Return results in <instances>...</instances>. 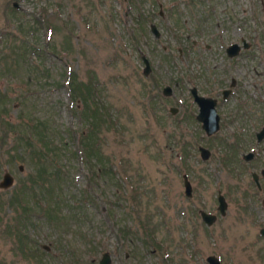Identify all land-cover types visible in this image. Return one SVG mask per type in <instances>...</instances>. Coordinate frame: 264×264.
Instances as JSON below:
<instances>
[{"label":"rangeland","instance_id":"1","mask_svg":"<svg viewBox=\"0 0 264 264\" xmlns=\"http://www.w3.org/2000/svg\"><path fill=\"white\" fill-rule=\"evenodd\" d=\"M240 39L249 46L228 58L225 47ZM26 40L41 56L40 64L29 54L38 73L14 60V52L26 58L24 46H14ZM67 70L97 84L105 111L98 152L110 172L89 182L79 156L69 153L57 178L65 175L58 181L67 202L46 213L15 210L6 199L29 168L10 161L14 135L0 123V179L4 171L13 178L0 189V264H97L102 252L111 264H207L209 255L220 264H264L256 234L264 191L253 195L249 177L264 157L240 158L264 124V0H0V93L8 100L2 117L15 124L19 100L23 118L48 122L60 133L55 143L75 152L82 121L74 107L81 102L69 98ZM230 79L238 86L228 111L216 137H206L188 88L216 97ZM164 86L170 96L161 95ZM235 135L245 138L236 151L228 147ZM181 140L193 145L183 158ZM198 146L209 150L207 159ZM217 192L226 203L222 216ZM200 210L215 222L206 226Z\"/></svg>","mask_w":264,"mask_h":264},{"label":"trees","instance_id":"2","mask_svg":"<svg viewBox=\"0 0 264 264\" xmlns=\"http://www.w3.org/2000/svg\"><path fill=\"white\" fill-rule=\"evenodd\" d=\"M173 24L178 26L179 19L177 17L174 18ZM29 28L32 27L30 26ZM14 46H24V50H26V58L24 51L21 54L14 52V60L18 61L19 58H22L24 66L38 73L39 65L34 59L39 61L40 64L42 60L37 48L28 44L27 40L25 43L18 41ZM29 54L34 59L30 58ZM63 79L71 101L79 99L81 102L80 108L74 107V111L77 112L82 121L81 129L76 136L75 152L74 150L69 152L70 148L68 146L55 143L57 142L55 137L60 136V133L56 128L50 126L48 122L35 117L23 118L24 115L19 109L22 108V103L19 100H16L18 103V121L15 124H11L4 120L2 115L7 113L8 107H6V103L8 100L5 94L0 93V123L2 125L7 124L3 126L5 131L14 135L10 146L12 153L8 152V157L10 161L15 159L16 161L25 162L29 168L25 178L6 199V202L13 206L15 210L21 209L23 211L26 209V211H30L31 209L32 211L39 210L42 213H46L50 209V211L58 209V202H67L61 185L65 175L62 178L61 176L59 177L61 180H58L61 183L57 178L59 173H62V161L65 160L64 157L69 153L79 156L82 165L85 166L86 179L89 182L93 180L95 175L102 176L110 172L111 166L107 164V161L104 162L100 159L98 152L101 149L99 138L104 130L105 111H101V104L98 103L99 91L97 84L94 83L92 77L86 82L78 80L75 73L71 70H67L63 74ZM108 119L110 122V117ZM2 140L3 138L0 136V142ZM182 142L180 155L183 158L186 156V151H190L193 145L189 142ZM1 158L2 155L0 154ZM83 191L85 192V190ZM30 202H34L33 205L35 206L30 207Z\"/></svg>","mask_w":264,"mask_h":264},{"label":"water","instance_id":"3","mask_svg":"<svg viewBox=\"0 0 264 264\" xmlns=\"http://www.w3.org/2000/svg\"><path fill=\"white\" fill-rule=\"evenodd\" d=\"M13 7L14 8L17 7L15 3H13ZM159 14L161 15L160 11ZM148 28L154 38H157L159 36V32L153 23H150L148 25ZM239 46L245 48L246 46H249V44L244 39H240V44L233 42L227 45L226 54L228 56L236 55L240 48ZM141 61L143 63L142 72L143 74H146L150 70L148 59L144 55H142ZM171 92L172 90L169 86H164L161 90L163 96H169ZM189 93L192 96L193 101L196 103L197 113L195 114V119L201 122V126H200L201 129L205 132L206 135H211L215 133L218 130V116L214 109L215 100L209 97L198 95L195 87L189 88ZM168 111L171 114H174L176 112V109L174 107H170ZM262 131H264V129ZM197 149L199 152V156L202 160H205L209 157L210 152L208 149H206L203 146H198ZM21 168L22 166L19 165L18 170H21ZM181 178H182L183 194L186 197H190L192 191L190 182L188 181L186 174H182ZM12 183H13L12 176L7 171H4L0 179V189L3 190L7 189L12 185ZM216 200H217L216 209L220 215H223L224 209L226 207V203L224 197L219 192L217 193ZM199 215L202 221H204V223H206L207 225L211 224L212 221L215 219V215L205 212L203 210L199 211ZM205 261L207 262V264H220L218 258H216L213 255L207 256L205 258ZM97 264H110L109 254L107 252H102L100 258L98 259Z\"/></svg>","mask_w":264,"mask_h":264},{"label":"flooded vegetation","instance_id":"4","mask_svg":"<svg viewBox=\"0 0 264 264\" xmlns=\"http://www.w3.org/2000/svg\"><path fill=\"white\" fill-rule=\"evenodd\" d=\"M226 47H225V53H226ZM239 47L242 48V49H244L242 46H239ZM247 47L248 46H246L245 48H247ZM240 48H239V50H240ZM226 56L228 58H230V59L232 57H234V55L233 56H228L227 54H226ZM236 86H238V82L236 80L230 79V81H229V83H228L227 86L221 87V88L218 89V92L215 93L216 97L211 96V95H208V94H203V93H200L199 94L197 88L195 87L198 95H201V96H204V97H209V98H212V99L215 100L214 109H215V112H216V114L218 116V130H219V127H220V123L222 122V118H221L222 111H223V114L228 111L227 110V107H226L227 106V102L229 101L230 98L233 97L234 90H235L234 88ZM191 87H194V86H191ZM191 87H189V88H191ZM189 88H188V93H189ZM171 94H172V92H171ZM161 95H162V93H161ZM189 96H190V98L192 100V103H194L195 106H196V103L193 101L192 96L190 95V93H189ZM217 105H218V108L220 109L219 111H216V106ZM196 109H197V106H196ZM194 119H195V114H194ZM230 121L232 122L231 124H233V122H234L233 118ZM197 122L199 123V126H201V122H199V121H197ZM263 129H264V124H260V126L255 131L253 130V135L250 136V140L252 138L251 144L254 147H252L250 149H247L245 152L241 153L240 158L242 160L241 161L242 164H244L246 162L258 161V159L263 160V157H264V131H262ZM216 132L213 133V134H211V135H206L205 132L203 131V133H204V135L206 137H213V136L216 137L215 136L216 135ZM241 139H245V138H242V137H239L238 135H235L234 136V139L232 140V143H234V145L233 146L230 145L228 147H230V149H232V150L235 149V151H236L237 150V147L236 146H237V144H239V142H241ZM250 140H249V142L247 140V142L249 144H250ZM222 142H224V140L221 141V143ZM222 146H223V144H222ZM232 150H230V151L232 152ZM231 161H233V160L231 159ZM262 164L263 165L260 166L258 168V170H251L249 172V177H250L251 185L254 188L253 195H257L258 193H261V192L263 193V191H264V183L261 184L262 181L264 182V162ZM260 202H264V199L261 200ZM213 215H215V214H213ZM220 216H222V215H220ZM215 220H216V215H215V219L212 221V223H214ZM203 223H204V221H203ZM204 224L206 226H210L211 225V224L207 225L206 223H204ZM256 234H257V242L260 241L261 244H262V247H264V225L260 226L257 229ZM259 258L263 260L264 259V254L263 253H259ZM109 260H110V264H111V256H110V254H109Z\"/></svg>","mask_w":264,"mask_h":264}]
</instances>
